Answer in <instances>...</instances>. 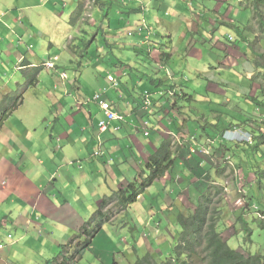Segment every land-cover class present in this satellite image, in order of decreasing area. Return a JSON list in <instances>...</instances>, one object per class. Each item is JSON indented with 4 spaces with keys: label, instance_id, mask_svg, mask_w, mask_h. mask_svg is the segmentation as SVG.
Masks as SVG:
<instances>
[{
    "label": "crops",
    "instance_id": "crops-1",
    "mask_svg": "<svg viewBox=\"0 0 264 264\" xmlns=\"http://www.w3.org/2000/svg\"><path fill=\"white\" fill-rule=\"evenodd\" d=\"M81 1L0 0V103L15 87L26 84L28 66L43 68L37 86L29 90L33 98L29 122L20 116L17 128L13 129L9 120L0 131L1 143L8 149L5 165L15 151L17 172L21 173L19 166L29 167L31 158L41 170L21 192L14 191L13 185L9 190L0 187V201L6 199L0 204V264H18L29 255L44 264L60 256L61 246L87 223L84 211L93 208L101 198L98 194L111 189L105 184L114 181L119 187L139 172L149 173L145 166L167 140L173 142L178 162L172 172L177 176L168 172L147 188L137 203L147 202L152 215L162 210L172 215L176 210L183 211L176 196L186 187L185 191L189 190V181L196 179L184 171L176 172L178 166L190 162L193 169L192 154L199 157L205 147L217 149L208 132L210 124L205 123L208 120L204 118L200 127L207 139L199 140L193 117L212 112L213 122L219 119L220 113L209 111V102L203 98L225 84L235 85L237 92L243 89L242 84L221 81L223 75L218 73L225 68L232 72L238 64L239 68L248 67L245 53L253 37L257 39L256 48L264 44V16L253 19L254 0H210V4L208 0H105L97 7L95 1L84 0L91 7L86 21H79L77 29L70 21ZM219 24H231L238 33L243 30L240 41L232 46L239 53L236 59L223 43L225 39L235 42L234 35L227 34ZM78 35L86 41L94 35V40L85 46ZM103 46L110 50L101 53ZM120 50L124 62L113 55ZM255 53L264 55V51ZM136 58L138 62H133ZM201 65L204 68L200 70ZM250 67L244 70L251 80L255 67ZM259 67L264 69V65ZM202 76H207L206 83L200 82L206 95L204 90L197 92L200 87L196 80ZM186 79L194 80L196 88L186 89ZM102 89L114 112L123 118L109 122L105 132L99 129V123L107 120L106 115L91 100ZM41 102L45 103L42 116H49V128L40 129L37 124L39 112L34 108ZM112 128L115 132L122 130V135L112 138ZM98 131L103 134L102 141ZM109 140V144L104 143ZM42 146L49 158L54 157L48 161L50 170L46 169L47 162L39 159ZM213 161L219 163L215 158ZM58 162L63 164L58 166ZM14 178L15 184L23 181L20 174ZM163 203L167 205L162 207ZM155 208L159 209L156 213ZM155 218L149 220L158 228L166 222L171 224L170 219L158 224ZM153 225L149 226L154 229ZM36 247L49 249L40 255ZM48 252L56 256H48Z\"/></svg>",
    "mask_w": 264,
    "mask_h": 264
},
{
    "label": "rangeland",
    "instance_id": "rangeland-1",
    "mask_svg": "<svg viewBox=\"0 0 264 264\" xmlns=\"http://www.w3.org/2000/svg\"><path fill=\"white\" fill-rule=\"evenodd\" d=\"M81 2L84 3V9H83L82 15H85L82 19H80V21L82 22L83 19L84 21H86L87 13H89L88 10L91 6L89 7L85 3L84 0ZM93 2L94 0H92V3ZM208 3L210 4L211 1L208 0ZM107 8H109L108 5H107ZM76 9L78 10V8ZM246 11H248V9ZM260 15L258 16V14L255 12L253 19L260 17ZM70 25L75 26V28L77 29L79 28L78 25L77 26L72 25L71 21H70ZM90 25H92V23H88V26ZM231 26H232L231 24H226L224 27V26H221V24H219V28L222 27L227 34L232 32L234 35L235 42L231 43L225 39L223 43L226 46L230 47L227 49L228 54H230L231 57L236 59L239 56V53L232 46H236L234 43H236L237 41H240V36L242 33L241 31L243 30H240V32L238 33L236 30L231 29ZM98 29H100V27H98ZM91 33H93L92 30H91ZM78 37L82 39L83 44L85 46H87L88 44H91V42L94 40V35H91V37H88L87 41H86V38H83L79 35ZM257 38H260V36ZM95 40H97V38ZM107 41L108 40L106 39V42ZM250 42L251 43L247 45L248 49H247V52L245 53L247 54V58L249 59L250 64L248 65V67H245L244 69L251 70L252 68L250 66L256 67L254 76L252 75L253 82L246 77L245 75L246 71L243 69V66L239 68L237 67L239 66V64L236 66L234 65L235 70H233L232 72L230 69L225 68V70L218 73V75H223L221 81H226L227 83L242 84L244 88L241 89L239 92H237L236 90L237 87L235 85L234 86L230 85L228 87L227 84H225L223 87L222 86L220 87L221 89L220 91L212 92L209 94V96H207L208 98H205V97L203 98V99H206L205 101L206 103L209 102V108H210L209 111L215 110V111H218V113H220V119L216 120V122H213L214 117L211 116L210 118V115L212 114V112H209V113L201 112L199 114H196L193 117V121L196 122L197 127H198V129L196 130L199 131L198 132L199 140L207 139L206 133L202 131V128L200 127H201V124L204 122V118L208 120V121H205V123L209 122L210 124L208 126V129H209L208 132L212 136V139L214 141V148L219 147V145L221 144L222 142L221 134L222 132L226 130L227 128L226 125L241 124L250 118L256 119V120L264 118L263 116L264 113L256 110L255 106L250 101H248L246 98V96L248 95V91H249V96H253V97L259 96L261 101L264 100V92H261V88L262 87L264 88V69L259 67L260 65L261 66L264 65V55L261 56L255 53V52H258V53L263 52L264 44H262L263 46L261 45L260 47L256 48L257 39L255 37H253V39H250ZM223 49H225V46H223ZM72 50H74V48ZM107 50H110L108 46H103L100 52L104 54L105 51ZM122 52L123 51L120 50L118 52H114L113 55L116 56L117 60L121 59L124 62V54ZM244 59L246 60V57H244ZM237 60L239 63L240 60L239 59ZM133 62H138V59L136 58V60H134ZM23 64H25V61H23ZM19 68L22 70L21 65L19 66ZM27 68H28L27 73L33 70L32 67L29 68L28 66ZM202 68H204L203 65L200 66V70ZM186 74L188 76H196L195 73L189 74L188 72H186ZM206 77L207 76H202L200 79L197 77L196 82L198 81V84L200 87L197 89V92H199L200 90H204V87L202 86V84L200 86V82L206 83L205 81ZM249 84L251 86H249ZM255 85L257 86L256 88H255ZM14 86L16 85L14 84ZM113 87L114 86H112V88ZM184 87L188 90H192L196 88L194 86V80L186 79V81L184 82ZM23 89H24V86H20L19 88L15 87V89H13L12 92H10L4 97H7L11 94H16L18 90H23ZM117 89L119 90V86L117 87ZM29 90L25 92V97L26 95H29L25 106L24 107L20 106L21 108L18 107V109L12 108L9 113L8 118L5 121V123H7V121L10 120L9 124L11 127H13V129L14 127L17 126V121L20 116L22 117V119L25 120V123L26 121L29 122L30 120L29 111L33 109L30 108L32 95L29 94ZM113 90H116V89H113ZM205 92H206V89L204 90V94ZM37 94L39 96H42V93L39 94L37 92ZM97 94L103 95V89ZM96 95H94V97ZM25 97H24V101H25ZM94 102L99 104L104 115H106L100 103L97 101H94ZM234 105H238V107L241 110H237ZM19 109L20 111L17 112ZM34 110H37L39 112L37 116L38 118H40V122L37 120V124L39 125L40 129L49 128L47 126L49 116L47 115L42 116V113L45 110V103L44 102L36 103ZM76 114L78 113L76 112ZM256 117H259V118H256ZM217 121L220 123V127L217 126L218 124ZM0 125H1V122H0ZM3 128H4V125L0 127V131ZM234 130H240V129L235 128ZM30 131H32L31 128H30ZM97 133H98V136H100L99 137L100 141H102L103 139L101 136L103 134L100 133L101 135H99V131ZM109 133L112 134V138H113L114 134L116 136H121L123 131L121 130V132H118V131L115 132V129L112 128L110 129ZM233 134L236 135L237 133H231L230 131H227V132L225 131L223 133V136H225L226 139L231 140L233 139L232 137ZM0 137H3V135H0ZM103 138H105V136H103ZM110 140L104 141V143L109 144ZM58 147H61L60 144L58 145ZM42 149H43L42 152L39 154V159H43L44 161H46L47 162L46 169L50 170L51 167L50 165H48V161L50 160L53 161L54 157L49 158L48 152L44 149V146H42ZM204 149H206V151L204 153H201L202 155L197 154L200 158L195 156L196 154H192L193 156V159H192L193 167L192 168L193 169H191V166H189V163H188V165H185L182 167L178 166V169L176 172L184 171L189 177H191L194 180L195 179L197 180V178L198 179L200 178V180H206L204 182V185L202 186L205 193L207 192L206 190L208 188V185L210 186L213 185L215 187H220V189H223V192L221 193L219 197L214 195L216 193V190L212 189L211 194H213V197L210 196V198L213 199V205H217L218 208L222 210V217H221L222 221L223 223L227 224L226 226H224V229L229 231V234L231 235V239H232L233 237H235L233 235L235 230L232 227L234 221L231 222L232 219L235 220L233 212L237 210L238 212L240 211L239 209L240 206L244 204L245 198L243 197V195L245 194V192L244 193L242 192L239 198L237 199H236V196L238 195L239 191H243V189H245L244 186L246 185V183L252 182L255 179H253L254 176L250 175L249 178L247 179V182H245L242 170L237 168L236 162L233 159L228 160L229 159L228 158L226 159L227 165L226 164L225 165L228 166L229 168L222 175H220V178L217 181H215L214 178L215 177L218 178L216 174V170H215L216 166H215L213 159L210 158V156H212L213 158L219 161V165H218L219 168L224 166V165L222 166V163H224L225 158L223 157V153L217 154V151L213 150L212 148L209 149L208 147H205ZM7 150L8 149H6L5 146L2 145L1 138H0V187L3 189L9 190L13 185L15 188L14 191L21 192L24 189H26L27 186L29 185V179L32 180L34 174H36L37 172H41L40 166H37L36 160L34 158H31L29 159V167H27L26 169L25 167L22 168V166L18 167L21 172L19 173L15 169V167L19 165L18 160H17V155H15V153L17 152L12 151L13 153L7 158L9 162L7 165H5L4 159H6ZM69 150L74 151L73 148H70ZM10 160H13L15 163L12 164ZM56 164L59 166L60 164H63V163L58 162ZM100 165L103 166V164L101 163ZM174 169L175 167L173 168V170ZM55 170L56 168L53 169V171ZM173 170L171 168L169 171V174L172 176H177V173L172 172ZM15 174H20V176L23 178V181L20 182V180H18V183L15 184L14 183ZM150 175L151 173L139 172L137 176H135L134 178H130L129 183H133L134 187L141 188V185L143 184V180L146 181V179L149 178ZM203 175L204 177H206L205 179ZM210 175H211V178L209 177ZM126 181L121 182L122 185L119 187H116L115 185L116 183L114 181H111L109 184H105L107 188L111 187L112 190L109 189L108 191L104 193L98 194L101 198L96 201L93 208H88L84 211L85 217L87 219V223L93 218L94 215L97 216V213L99 211H103L102 209L103 200L105 198H111L115 194L121 193V189L124 187L128 188L129 183ZM168 185H171V183H169ZM186 188L182 191L179 197L176 194L177 195L176 198L178 199L177 202H181L182 205L185 204L191 211H194L196 207H198V205H202V202L204 206L205 203L202 200V198H199L196 200V198L199 197L198 194H196L197 190L193 192V189L191 191L189 189L187 190L188 191L187 192L185 191ZM186 192H187V197H186ZM220 199H222V203L219 204ZM29 200H32V199L29 198ZM166 200L167 202H171V200L168 197H166ZM108 201L112 202L113 200H108ZM5 202H6V199H3L2 201H0V204H4ZM160 203H161V200H160ZM11 205L12 203L8 202V206H11ZM165 205L167 204L163 203L162 207H164ZM184 206H183V210H185ZM109 210H110V207H109ZM149 210L150 209L148 207V203L145 201L141 203L132 204L128 208L127 213H125V211L121 209L120 205H118L114 209H111L110 212L112 213V221L114 223L113 224L109 223L103 226L101 233L95 237L90 249L83 255V258L76 264H136L138 259H142L146 257L148 254H150V256L153 257L157 261L160 259L163 260L166 258H168L166 260H169V261L173 260L172 255L174 253L172 252V250L175 244V237H177L179 234L184 232L183 225L177 220L178 216H180V212L182 213L183 211H181V209H180V212L176 210L178 212L175 211L176 214H175V219H174L172 217L171 212L164 213V210H162L161 213H156L159 209L155 208L153 210L156 214L152 215L151 213H149ZM154 216H156L155 221L158 222V224L159 222L160 223H163L164 221L166 222V219L167 220L171 219L170 221L171 224L168 223V226H167L166 224L163 223L162 226L158 228L155 225H153L149 220V218H153ZM163 219L164 221L162 222ZM247 219H249V216L247 217ZM149 225H153L154 229L151 228ZM56 233H59V231H56ZM242 236H243L242 233L239 234L237 237L234 238L233 241L229 242V245L234 249L238 248L242 244ZM252 241L253 243L249 244L248 250L251 251L253 254H258V253L264 254V231L253 226ZM38 248L40 247H36L40 255H44L43 253H45L49 249L48 247L46 249L43 248L41 250H39ZM47 255L52 256V257L56 256V255H51L50 252H48ZM18 261H19L18 264H40V261L37 259V256H31V255H29V257L25 256L24 258H21Z\"/></svg>",
    "mask_w": 264,
    "mask_h": 264
},
{
    "label": "trees",
    "instance_id": "trees-1",
    "mask_svg": "<svg viewBox=\"0 0 264 264\" xmlns=\"http://www.w3.org/2000/svg\"><path fill=\"white\" fill-rule=\"evenodd\" d=\"M94 1L95 7H97L99 5L103 6L105 0ZM254 6L258 16L260 14V16H264V12L261 11L262 7L264 9V0H254ZM83 9L84 3L81 2L77 12L71 18L72 25H76L84 17L82 15ZM260 22L263 23L261 18ZM262 26H264V23ZM42 70L43 68L40 67L31 70L27 75L24 89L18 90L16 94H11L2 99L0 103V127L5 125L4 123L12 108L18 109V107L22 106L25 92L37 86ZM254 70H256V67ZM251 81L253 82V79ZM261 92H264L263 87L261 88ZM247 100L255 106L256 110L264 113V100L261 101L259 96L253 97L247 95ZM109 103L111 102L109 101ZM236 109L240 110L237 107ZM217 126L220 127L219 122ZM226 126V132L233 131L234 133L236 131L234 130L235 128H239L240 130H237V132L239 131L238 136L233 135V139L231 140L223 136L225 131L222 132V142L216 151L223 153L225 160L222 163L223 167L219 168V163L215 165L218 178L215 177L214 180L217 181L220 175L229 168L226 166V159L228 158V160L233 159L236 162L237 168L242 170L245 182H247L250 175L254 176L253 179H255L252 182L246 183L244 186L246 190L243 189V191L237 192L238 195L236 196L237 199L242 192H245L243 195L245 198L244 204L240 206L239 212L238 210L233 212L235 220L232 219L231 221H234L232 227L235 232L233 235L235 237L241 233L243 235L242 244L236 249L229 245V242L233 241L235 237L231 239L229 231L224 229V226L227 224L222 221V210L217 205H213V199L210 198V196L213 197V194H211L212 189L216 190L214 195L217 197L221 195L223 189L208 185L207 192L205 193L202 186L206 180L197 178L194 182L189 181V189L193 186V192L197 190L196 194L199 196L196 200L202 198L205 204L203 206L202 202V205H198L196 209L194 207V211H191L185 204V206L183 205L184 209L187 210H183L182 213L180 212L177 220L183 225L184 232L175 237V244L172 250L174 253H172L173 260L169 261L166 258L157 261L148 254L144 258L138 259L136 264H264V254H253L248 250L249 244L253 243V226L264 231V118L258 120L250 118L241 124H228ZM210 137L212 136L210 135ZM176 162L173 142L167 140L151 156L145 166V170L149 171L151 175L146 181L143 180L141 188L134 187L133 183H129L128 188L124 187L121 189V193L115 194L111 198H105L103 200V211H99L97 216L94 215L88 223H85L81 231L69 243L61 246L60 256L44 264L78 263L92 246L95 237L101 233L103 226L114 223L110 210L120 205L121 209L127 213L128 208L132 204L137 203L139 197L145 193L147 188L152 187L156 181L165 178L170 169L174 168ZM209 177L211 178V175ZM108 200L113 201L109 202ZM220 203H222V199L219 200ZM175 214L172 215L174 219ZM248 216L249 219H247ZM164 224L168 226L167 222Z\"/></svg>",
    "mask_w": 264,
    "mask_h": 264
},
{
    "label": "built area",
    "instance_id": "built-area-1",
    "mask_svg": "<svg viewBox=\"0 0 264 264\" xmlns=\"http://www.w3.org/2000/svg\"><path fill=\"white\" fill-rule=\"evenodd\" d=\"M116 79L113 80V82H115ZM106 92V90H104ZM95 101L99 102L102 109L105 111L106 114V118L107 120H103L100 122L99 126H100V130L105 132L109 129V122L115 121V120H122V117H119L117 115V113L114 112L111 103H109V100H107L105 98V94H97L94 98ZM237 133L236 136H238V132H234ZM235 135V134H233Z\"/></svg>",
    "mask_w": 264,
    "mask_h": 264
},
{
    "label": "clouds",
    "instance_id": "clouds-1",
    "mask_svg": "<svg viewBox=\"0 0 264 264\" xmlns=\"http://www.w3.org/2000/svg\"><path fill=\"white\" fill-rule=\"evenodd\" d=\"M232 133V132H231Z\"/></svg>",
    "mask_w": 264,
    "mask_h": 264
}]
</instances>
